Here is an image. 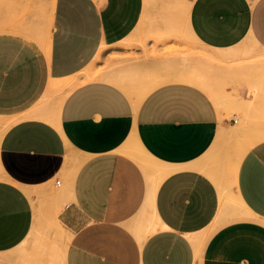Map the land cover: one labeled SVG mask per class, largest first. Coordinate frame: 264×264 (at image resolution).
I'll return each instance as SVG.
<instances>
[{
  "label": "crops",
  "instance_id": "1",
  "mask_svg": "<svg viewBox=\"0 0 264 264\" xmlns=\"http://www.w3.org/2000/svg\"><path fill=\"white\" fill-rule=\"evenodd\" d=\"M37 32H0V264H264V0H52Z\"/></svg>",
  "mask_w": 264,
  "mask_h": 264
},
{
  "label": "rangeland",
  "instance_id": "2",
  "mask_svg": "<svg viewBox=\"0 0 264 264\" xmlns=\"http://www.w3.org/2000/svg\"><path fill=\"white\" fill-rule=\"evenodd\" d=\"M52 0H0V24L8 26V28L0 30V32H17L29 36L30 32L38 31L36 34L39 37L41 34L40 30L43 22L46 21L49 15L50 5ZM11 27L16 28L11 30ZM40 32V33H39ZM42 36V35H41ZM36 39V37H34ZM208 51H203L199 49V62L200 65L203 64L204 68L207 69V59ZM205 58L204 60L202 58ZM230 58L226 60H215V66L209 68L210 79L215 80L216 74L220 80H225L232 73L233 67L237 68V62L229 61ZM207 67V68H206ZM225 73L224 79L223 73ZM216 73V74H215ZM208 76L205 74L202 82H199L200 86L203 87L208 93H214L213 85L207 82ZM210 80V81H211Z\"/></svg>",
  "mask_w": 264,
  "mask_h": 264
},
{
  "label": "bare ground",
  "instance_id": "3",
  "mask_svg": "<svg viewBox=\"0 0 264 264\" xmlns=\"http://www.w3.org/2000/svg\"><path fill=\"white\" fill-rule=\"evenodd\" d=\"M44 35H45V34H44ZM45 36H46V35H45ZM43 37H44V36H41V37H39V38L41 39V38H43ZM36 38H37V37H36ZM47 38H48V37H47ZM37 39H38V38H37ZM40 39H38V40H39V42H41V43H43V41H45L44 38H43V41H40ZM47 40H48V39H46L45 43H47ZM36 42H37V41H36ZM45 43H44V44H45ZM42 45H43V44H42ZM54 215H55V214H54ZM55 217H56V216H55Z\"/></svg>",
  "mask_w": 264,
  "mask_h": 264
}]
</instances>
